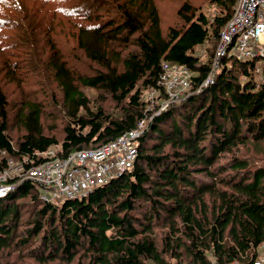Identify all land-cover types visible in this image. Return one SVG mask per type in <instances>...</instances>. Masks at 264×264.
<instances>
[{
    "label": "trees",
    "instance_id": "trees-1",
    "mask_svg": "<svg viewBox=\"0 0 264 264\" xmlns=\"http://www.w3.org/2000/svg\"><path fill=\"white\" fill-rule=\"evenodd\" d=\"M235 4L0 0V170L39 165L51 148L96 149L150 121L133 170L83 198L47 202L29 179L0 198V264L260 257L264 71L225 57L198 91ZM164 62L192 72L193 93L161 110ZM151 88L162 90L154 105Z\"/></svg>",
    "mask_w": 264,
    "mask_h": 264
},
{
    "label": "built area",
    "instance_id": "built-area-1",
    "mask_svg": "<svg viewBox=\"0 0 264 264\" xmlns=\"http://www.w3.org/2000/svg\"><path fill=\"white\" fill-rule=\"evenodd\" d=\"M226 56H235L240 61H258V70L264 63V0H236L231 20L223 28L216 49L213 69L207 79L198 88L200 91L207 84H212L214 70ZM190 71L178 65L164 63L160 74V85L169 91L168 103L180 102L190 93ZM156 90H152L153 98ZM168 104L162 105L161 110ZM150 121L142 123V131L147 129ZM141 131V132H142ZM140 132V133H141ZM126 133V132H125ZM123 133L108 142L104 147L81 150L78 155H68L59 163H46L37 168L34 176L25 174L13 161L9 167L0 170V198L10 194L21 183L18 180L35 179L43 188L59 187L65 199H81L95 189L108 184L116 172L135 166L138 155L136 146L137 134ZM139 133V132H138ZM45 157L54 159L57 154L49 150ZM26 160V159H25ZM17 170L16 177L13 172ZM41 199L47 202L59 201L54 192H43ZM260 257L252 264H264V246Z\"/></svg>",
    "mask_w": 264,
    "mask_h": 264
},
{
    "label": "bare ground",
    "instance_id": "bare-ground-1",
    "mask_svg": "<svg viewBox=\"0 0 264 264\" xmlns=\"http://www.w3.org/2000/svg\"><path fill=\"white\" fill-rule=\"evenodd\" d=\"M231 20V19H230ZM226 26V25H225ZM224 26V27H225ZM223 30V29H222ZM222 32V31H221ZM221 35V34H220ZM220 41V40H219ZM226 57H231V56H226ZM235 57V56H234ZM225 58V57H224ZM255 60H257V59H255ZM249 61V60H248ZM164 63H169V62H164ZM163 63V64H164ZM162 64V65H163ZM169 64H171V63H169ZM171 65H178V66H182V65H179V64H171ZM261 66H262V70H258V71H260V72H262V71H264V63H262L261 64ZM183 67H185V66H183ZM185 68H187V67H185ZM188 69V68H187ZM189 70V69H188ZM190 71V70H189ZM190 73L192 74V72L190 71ZM192 76H191V86H192V88H191V90H190V93L188 94V95H186L184 98H186V97H189L192 93H193V91H192V89H193V85H192ZM159 80H161V77L159 78ZM194 84V83H193ZM207 85H209V84H207ZM159 86H161L160 85V83H159ZM161 89H163V93H165L166 94V96H168L169 95V91H166L162 86L160 87ZM160 88L159 89H153V88H151L150 90H149V94L147 95V99L149 100V102L151 103V104H155L156 103V98L161 94V92H162V90H160ZM152 90H156L157 91V93L156 94H154V96H153V98H151V97H149L150 96V94H151V91ZM183 98V99H184ZM182 99V100H183ZM181 100V101H182ZM170 103H172V102H170ZM170 103H168V98L162 103V105H165V104H168V106H169V104ZM176 103V102H175ZM167 106V107H168ZM166 107V108H167ZM166 108H164L163 110H165ZM142 123H143V121H140L139 122V124H138V126L136 127V128H134V129H132V130H130V131H128V132H126L125 134H129V133H134V134H137V136H136V138H139L140 139V137L143 135V133H144V131L145 130H143L142 131ZM142 131V132H141ZM139 132V133H138ZM141 132V133H140ZM138 139V140H139ZM138 140L136 141V146H137V143H138ZM107 144V143H106ZM105 146V144L104 145H102L101 147H104ZM99 148V147H98ZM51 151H53V152H55L56 154H57V148H51L50 149ZM137 150H138V146H137ZM48 152V151H47ZM46 152V153H47ZM81 152V150H78V151H74V152H72L71 154H73V155H78L79 153ZM45 153V154H46ZM71 154H69V155H71ZM137 157H138V155H137ZM65 158V157H64ZM137 160V159H136ZM26 162H29V160L28 159H26L24 162H22V161H19L18 163H16V162H14L15 163V166H19L20 167V169L25 173V174H27V175H29V176H34V172H35V170L37 169V168H39L41 165H43V164H46V163H52V164H55V163H59V162H62V159H61V157H56V158H54V159H50V158H48L47 157V159L44 161V162H42L41 164H39V165H35V166H29V167H26L25 165H24V163H26ZM4 168H6V167H4ZM133 168H134V166H132V167H129V168H125V169H123V170H121V171H119V172H116V173H114L113 175H112V177L108 180V181H110L111 179H113V178H115V177H117V176H120V175H122L123 173H125V172H128V171H131V170H133ZM16 173H17V170L16 171H14L13 172V175H14V177H16L17 178V176H16ZM18 179V178H17ZM29 180H32V181H34V182H36L37 183V181L35 180V179H32V178H30L29 177ZM19 182H21V181H23V180H18ZM38 184V183H37ZM40 189H41V194L43 193V192H54L56 195H57V198H58V200L59 201H63V200H66L65 198H64V196L62 195V193H61V190H60V188L59 187H54V188H43V187H41L40 186ZM262 246H264V244H262L261 246H260V248H259V252H262Z\"/></svg>",
    "mask_w": 264,
    "mask_h": 264
},
{
    "label": "rangeland",
    "instance_id": "rangeland-1",
    "mask_svg": "<svg viewBox=\"0 0 264 264\" xmlns=\"http://www.w3.org/2000/svg\"><path fill=\"white\" fill-rule=\"evenodd\" d=\"M57 39H58V37H57ZM59 40V39H58ZM203 60H204V58H203ZM147 94H149V92L147 93ZM150 97V96H149ZM162 103V102H161ZM149 104V108H148V110H152L151 108H152V106H151V104L150 103H148ZM152 105H154V104H152ZM14 162V161H13ZM16 163H18L17 161H16ZM54 204H60L61 203V201H57V200H55L54 202H53Z\"/></svg>",
    "mask_w": 264,
    "mask_h": 264
}]
</instances>
